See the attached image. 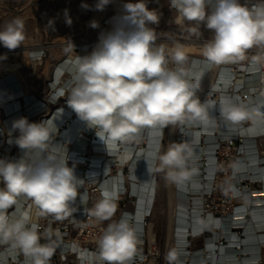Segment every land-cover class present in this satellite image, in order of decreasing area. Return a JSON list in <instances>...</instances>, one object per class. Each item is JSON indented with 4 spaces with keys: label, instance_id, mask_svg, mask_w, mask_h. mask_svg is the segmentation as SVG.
Masks as SVG:
<instances>
[{
    "label": "clouds",
    "instance_id": "9594fccd",
    "mask_svg": "<svg viewBox=\"0 0 264 264\" xmlns=\"http://www.w3.org/2000/svg\"><path fill=\"white\" fill-rule=\"evenodd\" d=\"M110 3L112 0H97L94 8L103 11ZM169 7L176 10V25L183 28L188 22L185 30L189 37H201L202 23L214 31L200 49L209 63L239 64L256 49L251 62L264 67V0L251 6L240 0H169ZM123 10L113 28L100 34L94 50L76 57L75 86L68 95V107L89 128L96 129V135L107 144L138 142L144 129L208 123V102L202 103L197 95L201 76L189 79L185 68L186 46L179 41L170 46L157 43L162 36L171 39L172 33H158L150 26L158 25L160 16L145 0L125 3ZM64 12L66 24L71 25L68 10ZM54 25L52 19L46 27L55 31ZM89 26L97 28L99 24L93 20ZM25 39L21 17L0 28V45L9 50L20 47ZM74 47L71 43L65 51ZM220 118L234 125L264 119V106L227 100L220 106ZM12 129L19 133L14 142L25 155L16 161L0 159V243L18 249L30 264H50L59 246V233L51 229L40 233L31 213L15 216L9 209L26 199L35 207L36 217L62 221L77 211L80 179L75 165L68 166L67 150L54 143L55 134L45 122L20 117L12 122ZM193 155L192 143H170L158 155L155 171L164 173L166 181L182 185L196 172L191 167ZM230 167L238 170L236 163ZM221 190L225 195L233 190L230 177L223 180ZM117 208L116 194L102 189L100 198L88 210L95 223L111 221L96 241L103 264H131L138 252L140 241L135 228L125 219H113ZM198 223L210 228L213 221L209 217ZM178 257V251L172 248L164 260L166 264H180Z\"/></svg>",
    "mask_w": 264,
    "mask_h": 264
},
{
    "label": "bare ground",
    "instance_id": "6f19581e",
    "mask_svg": "<svg viewBox=\"0 0 264 264\" xmlns=\"http://www.w3.org/2000/svg\"><path fill=\"white\" fill-rule=\"evenodd\" d=\"M90 1L92 3V14L87 21L89 23L93 20L101 23L106 16V11L108 9L113 10V13L107 18V31H110L117 19L124 14L123 5L125 3L137 2V0H112V3L106 6L105 10L99 11L94 8L97 0ZM168 1L145 0V2L149 3L151 9L156 10L158 14L162 12V5ZM240 2L242 3V0ZM169 15L172 17V24L176 25L174 22L175 15L171 12H169ZM176 26L177 29L178 25ZM203 27L208 32L213 31L205 25ZM170 33H172V39L158 41L165 42L169 46L173 41H179L188 49V61L185 65L188 78L194 80L197 75L201 76V89L197 92V95L202 103L205 101L208 102L210 121L208 123L193 122L180 125L186 127V129H183L184 136L186 135L187 142L193 144L194 155L191 161V167L195 168L196 172L190 180L182 185L170 183L166 181L165 174L163 176L167 199L166 206H168V227L165 234L167 239H165L169 247L175 248V240L181 244L190 238L202 239L203 237H209L208 240L210 242L202 245L201 250L195 254H192V252L196 247H179V255L184 256L183 264H200V260H204L205 264H259L258 259H260V264H264V151L261 152L258 148V141H264V119L245 121L234 125L220 118V106L227 100H232L246 106H264V69H262V66L252 63L251 58L239 64H213L211 67L212 64L200 52L204 42L191 41L186 37H180L175 30L170 31ZM53 46L59 47L60 45L56 44ZM36 49V47L24 49L25 52L23 54H25L26 60L28 53L34 54L36 53ZM77 56H86V53L79 51L73 54L71 52L70 55L66 56V62L69 63L67 70L70 74L67 75V80H60L57 86H54V83H52L51 86L54 87L52 90L54 91L53 96L57 91H65L64 88L66 86H68L69 90L75 86L74 76L76 69L74 62ZM72 60L73 63H71ZM31 64L33 63H29L27 60V65L29 66ZM54 68L51 67L49 75L54 81H57L61 67L55 70ZM0 91L4 94V98L10 101L8 102L10 104L8 110L13 111V114L5 119L4 123H2L4 117L1 119L0 126H3V129L5 127L11 130L12 122L18 119V116L23 110L22 100L26 102L33 100L36 98V95L27 88L24 78L11 67L6 68L0 76ZM19 97L23 99H17ZM44 122L55 134L54 143L60 144L64 140L65 143L62 146V151L67 149L71 150L72 145L75 146L77 143L83 145L87 140L90 141L97 138L99 142H102L98 136L92 139V134H96V129L89 128L85 122L77 117L73 110L71 111L70 107L65 105L54 108L51 121ZM178 128L179 125L174 127L168 126L162 130L158 128L144 129L140 134L138 142H117V145L112 144L111 148L113 150H110V152H115L113 155L115 160H111L112 158H110L108 162L116 161L115 167L120 170L121 167L125 166L124 161H126V165L131 170L132 177L137 181L132 185L136 186V192L138 189V192L143 196L142 191H144L146 186L149 187L150 184L148 182V171L152 165L153 150L155 148L160 149L159 154L166 151L170 144L164 149L166 145V130L169 131V134H172L173 130L176 129L177 131ZM2 131L5 132V130ZM162 131V140H165V144L158 145L157 143L161 139ZM0 138H2V135H0ZM5 139L6 137L3 136L1 140L4 142ZM229 139L240 142L239 151L241 153L237 162L235 161L238 164V170H234L235 179L233 180L234 185L232 190V193L240 196L235 202L238 206L235 207V211L231 210L228 215L223 214L226 216L223 219L215 220L212 216L213 223L210 229L201 234L200 229H203V226L196 222L200 209L195 204L201 198L199 196V189L201 187L205 188V186L199 180L203 176L210 177L214 170V166L211 164V158L203 153L205 152L204 148L216 141ZM68 142H71L72 145L69 146ZM174 142H176L175 134ZM121 148H124L122 152L120 151ZM101 149L105 148L102 146ZM200 151L201 155L199 156ZM20 152L21 155L25 153L23 150ZM94 157L99 158L104 156L95 155ZM74 165L75 171L84 168L80 163ZM113 174L115 173H110L109 177H113ZM100 181L101 178L98 177V182ZM155 185H157L156 182ZM84 186H82L78 194L79 196L87 192L88 186ZM187 198L188 202L185 200ZM191 201H194L193 204H191ZM237 209H242V211L237 213ZM132 214L134 220L133 225L132 223L131 225L138 227L142 212L139 211V208L137 210L133 208ZM217 222H219V226H217ZM174 234H176L175 239ZM208 245H212V248H209ZM1 260L2 257L0 258ZM150 264L153 263L151 262ZM180 264H182V261H180Z\"/></svg>",
    "mask_w": 264,
    "mask_h": 264
},
{
    "label": "built area",
    "instance_id": "2783aa9c",
    "mask_svg": "<svg viewBox=\"0 0 264 264\" xmlns=\"http://www.w3.org/2000/svg\"><path fill=\"white\" fill-rule=\"evenodd\" d=\"M256 2L257 0H242V3H248L249 6ZM167 9L169 12L176 15V10L169 7V1L167 2ZM107 24L108 19L104 18L100 23V34L102 32H107ZM74 46V50H71L73 54L81 51L85 52L86 55H89L94 50V44L90 41L77 42ZM35 52L36 53L34 54L29 53V62L39 61L45 55L44 50L42 49L36 50ZM73 60L71 63H73ZM65 62L66 57L55 65L54 70L61 67V72L60 75H58L57 81H54L52 78L51 81L48 82L49 91L54 89V87L51 86L52 83H54V86H57L60 80H67V75L70 74L67 70L69 63ZM262 69H264V67H262ZM64 89L66 93L63 96L62 103L68 107L67 98L71 90L68 89V86H66ZM17 99L21 100L23 98L19 97ZM29 101L26 102L22 100L23 110L21 111V114L18 116V118L27 117L30 122L37 123L51 121L54 109L49 108V99L47 98V95L45 98L36 96V98ZM8 102L10 101L7 98H4V94L0 91V125L1 119L3 117L4 119L2 123H4L5 119L13 114L12 110H8V108H10V104ZM183 129H186V127L179 126L178 130L176 131V143L187 141V138L185 137L186 135L184 136ZM2 130H5V132ZM18 134L19 133L17 131L12 129V125L11 130H8L5 127L3 129V126H0V135H2V138L3 136L6 137L4 141L5 144H3L4 142L1 140L2 138H0V159L16 161L24 157L25 153L24 155H21L20 151L22 149H20L14 142ZM162 135L163 131L160 136L161 139L157 143L158 145L165 144V140H162ZM96 137L97 135L95 133L92 134V139ZM64 143L65 142L63 140L60 142V145L63 146ZM68 144L69 146L72 145L71 142H68ZM100 146H103L105 149H101ZM111 146L107 143L99 142L96 138L95 140H87L85 143H83V145H79L78 143L75 144V146L72 145L71 150L67 149V155L69 157L68 165L73 166L76 163H80L84 167L82 170L79 169L75 171V174L77 173L76 175L79 176L78 179H80L78 194L81 191L83 185L88 186L87 192L85 194L80 196L78 195L75 205L77 211L73 215L62 221H53L51 217L38 218L36 217V209L32 202L26 199H21L17 205L13 206L12 209H9L10 215L15 216H19L24 212L31 213L33 223L38 228L40 233H44L49 229H51L54 233H59V246L56 248L55 254L51 258L50 264H103V262L100 261L98 257L99 250L96 241L99 235L111 221H105L98 224L90 219L88 215V210L100 198L102 189H108L109 191H112L116 194L118 208L115 216L113 217L114 220L118 221L120 219H125L133 225L134 216L132 214V209L134 208L137 210V208H139V211L142 212L138 227H134L140 244L138 245V252L131 261V264H150L151 262L153 264H166L164 255L169 249H172L173 247H169L168 250L162 253L158 243L157 232H152L150 230L149 234L148 229V225L158 202V176L155 168L158 165V152L160 149L155 148L154 153H151L153 155V160L151 168L148 171V182L150 184L149 187L146 186L144 191H142L143 196H141V194L138 192V189L136 192V186L132 185L137 181L132 177L131 170L129 166L126 165V161H124L125 166L121 167L120 170L115 167L116 161L108 162L110 158H112L111 160H115L113 158L115 152H110V150H113ZM239 147V141L229 139L216 141L210 146L204 148L205 152L203 153L207 154L211 158V164L214 166V170L210 177L203 176L199 180L203 182L205 188L201 187V189H199V196L201 198L199 199V202L195 204L198 205L200 209L198 219L196 221L197 223L199 220H201V218L206 220L212 216L215 220L223 219L226 217L223 214L228 215L231 210L235 211V207L238 206L235 204V202L240 198V196L235 195L232 193V191L225 195L221 190V184L226 177H230L231 183L234 185V169H232L230 165L235 163V161L237 162L239 159V155L241 153L239 151ZM123 150L124 148L120 149L121 152ZM95 155H103L104 157L95 158ZM200 155L201 151L199 156ZM106 170H108L109 173ZM110 173L115 174H113V177H109ZM98 177L101 178L100 182H98ZM85 179L87 180L84 182ZM155 182L157 185H155ZM0 187H3V185L0 184ZM185 200L188 202V198ZM193 202L194 201H191V204H193ZM185 227H187V225H185ZM208 229L210 228L203 227V229H200V233L203 234L204 232H207ZM174 235L175 239L176 234ZM53 238L55 239V236H53ZM208 238L209 237H203L202 239L190 238L181 244L175 240L174 247L177 251L179 250V247H196V249L192 252V254H195L201 250L202 245H205L206 242H210ZM41 242L43 243L45 241L42 240ZM1 257L2 260L0 261V264H30L29 258L25 257L18 249L12 248L9 244L0 243V258ZM178 258L183 264L184 256L182 257L179 255ZM258 262L260 264V259H258ZM200 264H205L204 260H200Z\"/></svg>",
    "mask_w": 264,
    "mask_h": 264
},
{
    "label": "rangeland",
    "instance_id": "374dc122",
    "mask_svg": "<svg viewBox=\"0 0 264 264\" xmlns=\"http://www.w3.org/2000/svg\"><path fill=\"white\" fill-rule=\"evenodd\" d=\"M82 4L92 6L90 0H0V28L14 18L21 17L25 21L26 34V39L23 44L15 50H9L3 45H0V63L2 64L0 66V76L8 67L15 69L24 78L25 84L31 92L35 93L36 96L43 98L47 95V98L49 99L48 106L50 109L63 105V96L66 93V91L60 90L53 96L54 91H49L48 82L52 79L49 75L51 67H55L60 60L70 55L72 51L70 50L66 52L65 48L70 47L71 43L75 45L77 42L90 41L94 44L93 48H95L99 40L100 22L98 23L99 27H90V23L87 21L91 17L92 7L85 9L81 7ZM146 4L150 10H153L148 2H146ZM162 8V12L159 14V24L150 25L151 27L156 28L158 33H170V31L175 30L180 37H186L191 41H201L204 43L213 37L214 31L208 32L204 30L203 23L200 27L202 33L201 37L199 39L194 36L189 37L185 30L190 26L188 22H185L183 28L178 26L176 29L177 26L172 24L171 21L172 17L169 15L167 2L162 5ZM65 9L68 10V16L71 17V25H68L65 22ZM107 11L105 18H108L113 13L112 9H108ZM52 19L55 20V31L46 27L49 20ZM160 40L170 39L162 36ZM56 44L60 46L54 47L53 45ZM29 47H36V50L42 49L44 50L45 55L41 60L31 62L33 64L28 66V58L26 60L23 52H25L24 49ZM256 53V49L250 50L249 58ZM212 66L213 64L211 67ZM175 131L176 129L173 130L172 134H169V131L166 130V145L164 149L169 143L174 142ZM258 144L260 151H264V141L259 140ZM157 176L159 187L158 202L155 208L156 212L154 211L148 229L152 232H157L159 247L162 253H164L169 249V244L165 235L168 227V206H166L167 199L163 177L164 173L157 172Z\"/></svg>",
    "mask_w": 264,
    "mask_h": 264
},
{
    "label": "snow or ice",
    "instance_id": "6c2138e0",
    "mask_svg": "<svg viewBox=\"0 0 264 264\" xmlns=\"http://www.w3.org/2000/svg\"><path fill=\"white\" fill-rule=\"evenodd\" d=\"M111 146V144H109ZM240 211H242V209H237V213H239ZM217 226H219V222H217ZM235 239V238H234ZM209 248H212V245H208Z\"/></svg>",
    "mask_w": 264,
    "mask_h": 264
},
{
    "label": "crops",
    "instance_id": "0c3cea01",
    "mask_svg": "<svg viewBox=\"0 0 264 264\" xmlns=\"http://www.w3.org/2000/svg\"><path fill=\"white\" fill-rule=\"evenodd\" d=\"M153 151H154V150H153ZM157 190H158V194H159V187H158V189H157Z\"/></svg>",
    "mask_w": 264,
    "mask_h": 264
}]
</instances>
